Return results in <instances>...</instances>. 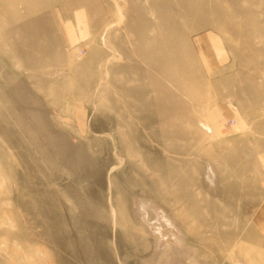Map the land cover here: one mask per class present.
<instances>
[{
    "label": "rangeland",
    "instance_id": "374dc122",
    "mask_svg": "<svg viewBox=\"0 0 264 264\" xmlns=\"http://www.w3.org/2000/svg\"><path fill=\"white\" fill-rule=\"evenodd\" d=\"M257 137L264 0H0V264H239Z\"/></svg>",
    "mask_w": 264,
    "mask_h": 264
},
{
    "label": "crops",
    "instance_id": "0c3cea01",
    "mask_svg": "<svg viewBox=\"0 0 264 264\" xmlns=\"http://www.w3.org/2000/svg\"><path fill=\"white\" fill-rule=\"evenodd\" d=\"M82 37L83 36H64L67 42H71L73 44L81 40ZM244 116L245 115L238 107L229 103H221L211 109L208 119L210 126L212 127H220L230 120H235L236 125L238 122L240 127L243 128V122L246 121ZM250 152L255 158V167L258 170L260 179L259 182H254L255 189L248 198H242L241 191H239L240 196L233 197V199H245L253 204L251 212L244 213L245 215L251 217V221L245 235V240H243V244L241 246L239 260L245 262L246 264H264V139H258L257 137L255 144L253 143V146H251ZM225 164L232 165L227 168L235 170L232 174H228L230 176H234V180L231 181L233 185L237 184L238 186H241L243 184L245 186H249L253 184L248 180L245 181V183L242 182V180H237V177L242 178L243 173H247L251 168L253 169V166L251 165H244L241 161V157H233V160H229V158H227ZM239 215H243V213L241 214L240 212Z\"/></svg>",
    "mask_w": 264,
    "mask_h": 264
},
{
    "label": "built area",
    "instance_id": "2783aa9c",
    "mask_svg": "<svg viewBox=\"0 0 264 264\" xmlns=\"http://www.w3.org/2000/svg\"><path fill=\"white\" fill-rule=\"evenodd\" d=\"M233 123V122H232ZM233 125H235V122L233 123ZM239 264H246L245 262H239Z\"/></svg>",
    "mask_w": 264,
    "mask_h": 264
}]
</instances>
